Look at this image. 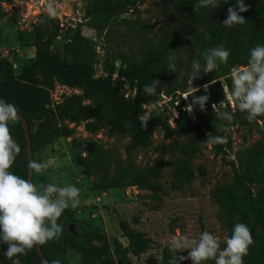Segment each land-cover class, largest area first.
Listing matches in <instances>:
<instances>
[{
	"label": "trees",
	"instance_id": "obj_1",
	"mask_svg": "<svg viewBox=\"0 0 264 264\" xmlns=\"http://www.w3.org/2000/svg\"><path fill=\"white\" fill-rule=\"evenodd\" d=\"M13 0H0L11 2ZM248 11L241 13L245 18L243 25H237L228 29L221 25L226 18L227 8L234 6L235 0H229V4H222L216 9L202 8L198 0H166L165 5L171 6L179 15L170 23L161 27L153 37L142 41V49L138 57L128 54H119L107 68H103L105 74H98L96 48L94 42L82 34L80 27L69 26L64 33L63 44H57L61 35V27L58 21L43 18L33 25L31 31L24 30L19 33L18 41L21 46L33 47L35 54L27 58L23 63L21 72L16 74L13 62L0 56V99L14 104L19 114L28 122L32 143V152L36 160L37 151L45 144L53 142L58 137H69L75 129L71 123H85L89 133H97L101 129L107 130L113 136L126 135L129 142L126 145V157L113 154L108 148L97 142L82 143L75 138L76 151L73 159L76 165L92 174L98 188H122L137 186L144 190L157 193L163 189L159 182L164 169V151L168 146L177 147L184 154L172 160L171 174L176 189H184L195 179L193 160L199 152L196 144L189 143L185 146L173 144H161L157 146L160 154L152 166H139L134 160V153L146 148L153 143L152 134L158 128L165 131V137L180 134L184 130H192L198 133L205 141H211L213 137H224L233 124L243 125L246 132L253 133L259 129L257 119L249 122L245 114L238 110H232L227 105L223 111H232L233 119L229 123L219 120L213 111V104L226 99L225 91L221 85V78L228 81L231 91V75L233 69L244 66L247 61L248 50L257 44H264V0H245ZM136 0H91L86 10L88 22L97 31H103L113 21L136 6ZM185 18V19H184ZM194 38V42L188 49L189 55L184 56L180 45L185 44L188 36ZM214 47H223L230 52L228 62L220 65L218 70L212 72L215 85L211 86L209 100L205 110H197L204 115L211 112L206 121L210 125V132L201 131V126L193 124L188 116L181 118L175 127H171L168 116L158 108L151 111L149 117H142L145 104L158 101L160 92L165 90L169 95H174L180 87L187 86L188 74L191 71L190 64L193 57L203 66V54ZM176 56L175 72L167 70V56ZM119 59V64L116 61ZM101 65V64H100ZM184 77L179 82V76ZM114 74H117L114 77ZM58 79L70 87L80 88L82 93L65 97L61 102L54 103L51 100V88L53 80ZM160 81L157 86V94L146 96L142 86L149 84L151 80ZM204 74L194 82L204 83ZM126 86L136 88L135 96H125ZM163 87H166L163 89ZM204 95V94H203ZM141 120H146V125L141 126ZM227 129L225 131L224 129ZM10 133L19 143L21 152L17 156L12 171L18 176L28 179L26 167L29 158L27 140L21 120L10 125ZM218 147V144H217ZM82 150L88 153L82 156ZM234 163L235 176L225 185L219 186L215 193V201L219 205L218 218L228 236L231 235L235 223L242 222L249 227L253 244L249 247V253L244 257V264H264V189L254 193L252 187L256 184H264V135L249 146L237 151ZM200 173H206L205 167H201ZM36 174H33L32 183L35 184ZM67 218L69 223L80 224V220L68 215L65 210L60 220ZM124 236L128 239V246L121 240L114 238V256L106 259V263L98 260L89 264H133L130 254L140 257L148 249V241L142 234L130 228L125 221L121 222ZM84 237V236H83ZM82 239L79 241L69 226L63 227L58 240L49 241L41 245L42 251L50 262L59 261V264H69L66 258L67 241L80 243L83 249L88 243L93 248L92 241ZM7 245H0V264H10L17 259L18 264H45L38 251L34 247L27 255L17 256L7 260L3 250ZM93 257V254H92ZM170 253L164 249L162 259L157 264H168ZM210 264L214 262L209 261ZM182 264H191L185 260Z\"/></svg>",
	"mask_w": 264,
	"mask_h": 264
},
{
	"label": "rangeland",
	"instance_id": "obj_2",
	"mask_svg": "<svg viewBox=\"0 0 264 264\" xmlns=\"http://www.w3.org/2000/svg\"><path fill=\"white\" fill-rule=\"evenodd\" d=\"M91 0H13L0 2V56L13 62L14 72L19 74L27 58L33 57V47L21 46L18 35L24 30L31 31L33 25L43 18H49L46 6L51 3L56 15L51 17L60 23L61 35L57 44H63L64 33L69 26L80 27L82 34L90 38L96 48L98 73L104 72L119 54H128L138 57L142 49V41L153 37L165 24L172 22L179 12L171 6H166V0H136V6L129 7L120 18L113 21L103 31H97L86 18L87 6ZM185 19V18H184ZM185 44L180 45L184 56H188L192 36H188ZM193 61L198 62L195 57ZM101 64V65H100ZM108 64V65H107ZM119 64V59L116 61ZM192 66V64H190ZM243 66H240L241 68ZM238 69V68H237ZM233 69L232 72L234 70ZM231 72V73H232ZM203 73V72H202ZM230 73V74H231ZM231 77V75H229ZM184 73L179 76V82ZM203 84L189 81L187 86L178 88L177 91L195 92V95L209 94L211 86L215 85L212 72L204 74ZM228 82V81H227ZM208 84L207 93L203 85ZM195 87V88H194ZM166 87H163V89ZM82 93L80 88L70 87L59 81L53 80L51 88V100L54 103L61 102L72 94ZM229 105L225 99L214 103L213 111H223ZM211 112H206L202 121L201 131L210 132V125L206 121ZM199 121V120H198ZM74 133L69 137H58L53 142L43 145L36 153V161L48 165L47 171L36 174L35 184L37 188L41 184L57 183L60 186L71 184L80 189V205L76 209H66L69 216L80 220L77 225L69 223L66 217L59 220L63 227L69 226V230L77 236L79 241L86 237V241H92L93 248L88 245L82 249L77 242L67 241V261L69 264H89L98 260L106 263V259L114 256V238H118L125 246L128 239L124 236L121 222L125 221L130 228L142 234L148 241V249L139 258L130 254L133 264H157L163 256L164 249L168 248V242L173 235L186 233L192 237H198L200 232L209 231L217 235L221 240L228 236L218 218L219 205L215 201L214 193L219 186L230 183L235 176L237 151L242 147L256 142L264 131L255 129L253 133H247L244 126L233 124L225 133V143L213 144L211 141L202 140L198 133L192 130H184L178 135L165 137V131L158 128L152 134L153 143L146 148L137 150L133 157L139 166H152L160 154L157 149L161 144H173L185 146L193 143L199 147L193 164L196 174L195 179L184 189H176L171 174L172 160L181 157L184 152L177 147L168 146L164 151V169L159 182L163 189L154 193L137 186L122 188H98L95 185V177L87 173L83 168L75 164L73 156L78 150L74 139L82 143L97 142L112 151L113 154L126 157V145L129 137L111 136L107 130L101 129L97 133H89L85 123H71ZM211 134V132L209 133ZM88 152L82 150V156ZM201 167H205L206 173H200ZM264 189V184H256L252 187L256 194ZM75 226L74 229L70 225ZM84 236V237H83ZM93 254V257H92ZM187 256V251L179 253ZM14 259L10 264H18ZM208 264H210L208 262Z\"/></svg>",
	"mask_w": 264,
	"mask_h": 264
},
{
	"label": "clouds",
	"instance_id": "obj_3",
	"mask_svg": "<svg viewBox=\"0 0 264 264\" xmlns=\"http://www.w3.org/2000/svg\"><path fill=\"white\" fill-rule=\"evenodd\" d=\"M202 8L216 9L222 4H229V0H198ZM245 0H235L234 6L227 8L226 18L221 22L225 28L231 29L243 25L245 18L240 15L248 11ZM49 18L56 15L51 3L46 6ZM230 52L223 47H214L203 54L204 64L201 66L193 61L188 79L193 81L200 78L201 73L208 74L218 70L220 65L228 62ZM176 56H167L168 72H175ZM160 81L153 79L142 86L146 96L157 94ZM208 84L203 85L204 92L208 91ZM195 88V87H194ZM199 91L189 92L191 102L185 111L191 113L195 106L201 111L209 100V95H195ZM231 98L235 101L236 110L245 114L249 122L264 116V44H257L248 50L246 64L238 68L231 76ZM216 117L221 121L231 122L232 111H217ZM18 108L0 99V245H7L3 255L7 260L27 255L34 247L45 245L49 241L58 240L63 231L62 223H58L65 210L79 207L80 189L71 184L60 186L57 183L41 184L39 188L31 180L24 179L11 169L21 152L19 143L10 133V125L21 119ZM141 126L146 120H141ZM227 131V129H224ZM213 144L225 143L226 138L216 136L211 139ZM27 169L34 174L47 171L48 165L36 160L28 161ZM207 230L200 232L198 237L186 233L173 235L168 242L170 257L168 264H182L190 260L191 264H244V257L249 253L253 244V237L247 224L235 223L231 235L223 240ZM187 251V256L179 253ZM59 264V261L54 262Z\"/></svg>",
	"mask_w": 264,
	"mask_h": 264
},
{
	"label": "built area",
	"instance_id": "obj_4",
	"mask_svg": "<svg viewBox=\"0 0 264 264\" xmlns=\"http://www.w3.org/2000/svg\"><path fill=\"white\" fill-rule=\"evenodd\" d=\"M100 74H105V73L100 72ZM100 74L98 73L97 75ZM116 76L117 74H114V77ZM221 85L225 91L226 100L228 101L229 106L232 108V110H235L236 108L235 101H233L231 98L230 87L227 81L225 80V78H221ZM136 92H137L136 88L131 89V87L126 86L125 96L133 97L136 95ZM188 94L189 92L187 91H176L174 96V95H169L165 92V90H162L160 92V97L157 102L144 105L145 112L143 113L142 117L144 119H147L151 111L158 108L164 115L168 116V122L171 127H175L177 122L186 115L192 121L193 124L201 126L202 121L204 120V116L202 112L197 110L195 107L191 113L185 111V107L187 106V104L191 102V96H189L187 99L183 98L182 96H187ZM257 124L258 127L262 131H264V116L257 118Z\"/></svg>",
	"mask_w": 264,
	"mask_h": 264
},
{
	"label": "water",
	"instance_id": "obj_5",
	"mask_svg": "<svg viewBox=\"0 0 264 264\" xmlns=\"http://www.w3.org/2000/svg\"><path fill=\"white\" fill-rule=\"evenodd\" d=\"M20 115V114H19ZM20 117H22L21 120L22 121V124H23V127H24V130H25V134H26V140H27V151H28V158H29V161L30 160H34V155H33V152H32V143H31V138H30V133H29V126H28V122L26 120V118L22 115H20ZM33 174L34 173H31L30 171H28V179L33 180ZM70 228L71 229H74L75 226L73 224L70 225ZM37 251L42 259V261L45 263V264H50V262L47 260V258L45 257L43 251H42V248L41 246H37Z\"/></svg>",
	"mask_w": 264,
	"mask_h": 264
}]
</instances>
